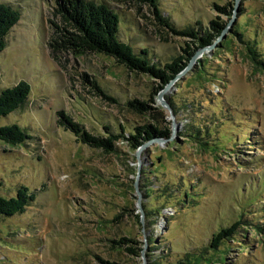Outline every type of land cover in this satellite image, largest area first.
Instances as JSON below:
<instances>
[{"label":"rangeland","instance_id":"1","mask_svg":"<svg viewBox=\"0 0 264 264\" xmlns=\"http://www.w3.org/2000/svg\"><path fill=\"white\" fill-rule=\"evenodd\" d=\"M60 1L0 0L20 14L0 52V90L30 86L0 126L31 137L0 142V195H34L23 213L0 216V264H264V0H158L176 30L202 36L224 23L200 48L158 25L146 4L94 0L118 14L119 39L150 63L193 51L164 86L107 56L50 48ZM227 4L230 14L215 9ZM59 113L94 137L143 126L169 135L138 156L143 144L132 150L123 139L105 151L80 142ZM236 223L213 250L212 236Z\"/></svg>","mask_w":264,"mask_h":264},{"label":"trees","instance_id":"2","mask_svg":"<svg viewBox=\"0 0 264 264\" xmlns=\"http://www.w3.org/2000/svg\"><path fill=\"white\" fill-rule=\"evenodd\" d=\"M134 1L148 5L158 25L168 29L177 36H187L195 39L197 48L210 45L224 27L223 22L216 23L215 21H211L209 23L208 33L202 36H199L192 29L176 30L163 17L158 0ZM56 5L58 9H55V12L61 18V26L51 23L55 37L51 40L49 46L53 50L67 51L72 54L87 52L101 54L113 59L130 71L141 72L150 78L158 80L163 86L178 72L183 70L185 63L190 60L193 54V51L188 48V50L184 51L188 57L187 59L179 56L160 68L150 63L145 50L140 53H135L129 44L119 39V16L106 4L94 0H65L57 2ZM230 6V4L224 6L215 5V9L220 14H230L228 10ZM19 19L20 14L17 8L11 4L0 2V52L5 49V39ZM250 52L254 55L253 51ZM92 85L100 96L108 101L115 102L114 99L107 97L95 83H92ZM161 88L162 86H159L158 90ZM29 94L30 86L25 81H19L15 86L0 90V118H4L21 108L26 103ZM128 106L136 110L145 108V105L138 101L128 102ZM59 117V123L71 129L78 136L80 142L93 148H101L105 151H113L114 144L120 139L125 140L128 146L132 150H135L151 138H167L169 135L168 131H159L152 126H143L133 128L126 136L122 127L120 128V134L111 133L105 128L107 130L106 138L94 137L84 132V130H80L78 125L73 124L69 118L61 113H59ZM30 139L31 137L19 125L11 124L0 126V142L6 145L19 147ZM27 191L26 188L19 189L14 198H7L0 195V216L11 217L23 213L26 204L34 200V195L28 194ZM147 214L148 211L144 210V215L146 216ZM137 220H139L138 216ZM237 225L239 224L236 223L228 229H221L217 234L212 236L209 244L210 247L216 250L223 239L233 234ZM122 241L130 242L126 239H122ZM152 243L154 242L152 241ZM129 251L134 252L133 249H129ZM137 251L140 253L141 249H137ZM190 257L191 255H186L185 260L191 262L189 260ZM100 262L102 264H109L103 261ZM183 263L185 262L183 261Z\"/></svg>","mask_w":264,"mask_h":264},{"label":"water","instance_id":"3","mask_svg":"<svg viewBox=\"0 0 264 264\" xmlns=\"http://www.w3.org/2000/svg\"><path fill=\"white\" fill-rule=\"evenodd\" d=\"M224 31H225V29H223V30L221 31L219 37H221V36L223 35ZM194 58H195V55L189 60L187 66H186V69L189 68V67L191 66V64H192V62H193V60H194ZM147 145H148V143H145V144H143V145L137 150V153H136L137 156H138V153L140 152V150H141L142 148H145ZM142 220H143V219H142V213H141L140 222H142Z\"/></svg>","mask_w":264,"mask_h":264}]
</instances>
